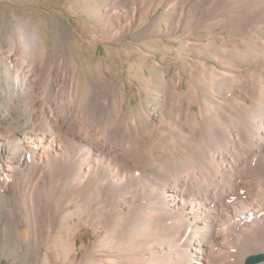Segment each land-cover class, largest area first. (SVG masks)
Wrapping results in <instances>:
<instances>
[{"label": "bare ground", "instance_id": "obj_1", "mask_svg": "<svg viewBox=\"0 0 264 264\" xmlns=\"http://www.w3.org/2000/svg\"><path fill=\"white\" fill-rule=\"evenodd\" d=\"M99 2L51 47L0 9V264H264V0Z\"/></svg>", "mask_w": 264, "mask_h": 264}, {"label": "rangeland", "instance_id": "obj_2", "mask_svg": "<svg viewBox=\"0 0 264 264\" xmlns=\"http://www.w3.org/2000/svg\"><path fill=\"white\" fill-rule=\"evenodd\" d=\"M91 3V4H89ZM94 3V4H93ZM99 0H5L4 2H0V9L5 12L6 14L13 15L14 13L20 17L21 19L30 18L32 20V27L35 25H38L43 30V37L45 39L46 45L49 47L52 46L54 41L56 40V25L59 22L60 17L63 19V22L65 25L70 26L71 28L77 29V27H82L83 31L85 32L88 27H91L96 24L97 17H96V9L99 7ZM97 7V8H96ZM95 8V9H94ZM5 10V11H4ZM57 12L58 15H54L53 13ZM94 14V15H93ZM55 16V17H53ZM156 16H153V19ZM152 19V18H151ZM152 19V20H153ZM91 25V26H90ZM141 30L140 27H138V24L135 25L133 33H128L124 36L122 40H120V48L122 50L123 55L126 53V51L132 53L133 55L139 51L140 48H154L156 50L155 53L148 52L146 54L154 56L158 61L162 58V54L160 53V47L157 44L147 43V45H144L145 41H149L150 39L154 38H146L141 36L139 31ZM162 27H159L158 29L154 30L152 34H160L162 33ZM77 34H79L78 30H76ZM82 39H86L85 35L82 34V36H79ZM148 39V40H147ZM72 43H74V39H72ZM151 41V40H150ZM74 45V44H73ZM177 46L178 43H171L170 46L174 48V46ZM118 46V45H117ZM116 45L107 46L105 48L104 44L99 43L96 49V56L100 57L103 64H113V59L117 58V60L122 64V59L120 58V54L117 49ZM110 47L112 49H110ZM129 47V48H127ZM74 50V51H73ZM108 52V54H107ZM141 53L144 52V50L140 51ZM71 60H75L78 62V66L80 67L82 62L84 61V56L91 55V51L89 49H82L80 50L76 46H73L71 51ZM108 55V56H107ZM109 57V58H108ZM105 59V60H104ZM153 59L148 61L147 67L151 69V64ZM167 64H175V56L174 55H168L167 56ZM175 62V63H174ZM115 64H113L112 68H114ZM121 67H124V72L122 74V80H123V86L124 91L126 95V99L130 98L129 102H127L126 107V116L124 117V120L127 118H131L132 113L129 111L136 113V109L138 107V96L135 94L136 86H138L137 79H134L133 82L130 84H127L128 81L127 77V68L125 65H121ZM178 69V66L176 67ZM145 72H148L147 68L144 69ZM184 79L187 78L186 75L183 76ZM134 94V95H133ZM93 236H89L86 240V242H89L93 240Z\"/></svg>", "mask_w": 264, "mask_h": 264}, {"label": "water", "instance_id": "obj_3", "mask_svg": "<svg viewBox=\"0 0 264 264\" xmlns=\"http://www.w3.org/2000/svg\"><path fill=\"white\" fill-rule=\"evenodd\" d=\"M24 236V235H23ZM263 259V256H250L246 259L245 264H255Z\"/></svg>", "mask_w": 264, "mask_h": 264}]
</instances>
